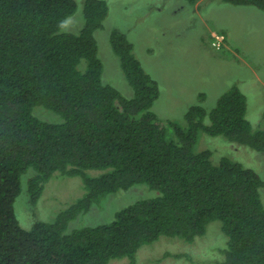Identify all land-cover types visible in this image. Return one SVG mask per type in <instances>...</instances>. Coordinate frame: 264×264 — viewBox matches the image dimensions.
I'll return each mask as SVG.
<instances>
[{"label": "trees", "instance_id": "trees-1", "mask_svg": "<svg viewBox=\"0 0 264 264\" xmlns=\"http://www.w3.org/2000/svg\"><path fill=\"white\" fill-rule=\"evenodd\" d=\"M224 2L264 10V0ZM76 9L75 0H0V264H135L145 245L161 238L192 244L215 221L228 238L218 264H264V181L240 163L222 157L214 164L209 150L195 149L204 133L264 154V129L247 119L246 94L234 86L210 110L190 106L184 126L162 123L152 110L158 84L123 33L114 31L110 45L133 97L102 78L94 33L103 28L107 3L85 0L83 28L62 33ZM36 108L62 121H44ZM31 168L32 202L56 172L79 177L86 194L54 223L27 231L13 205ZM139 184L156 196L111 223L65 234L78 214Z\"/></svg>", "mask_w": 264, "mask_h": 264}, {"label": "rangeland", "instance_id": "rangeland-1", "mask_svg": "<svg viewBox=\"0 0 264 264\" xmlns=\"http://www.w3.org/2000/svg\"><path fill=\"white\" fill-rule=\"evenodd\" d=\"M103 1L108 14L94 37L104 82H111L124 97H133L110 45L111 34L117 31L132 43L135 59L158 84L160 95L152 110L160 122L170 120L184 126V115L190 106L201 105L210 110L220 95L235 86L246 94L249 122L256 130L264 129V10L244 4L230 7L224 0ZM75 2L77 9L67 19L62 33L76 35L84 26L85 0ZM212 34L224 38L219 50L211 46ZM35 115L47 122L62 121L44 108H36ZM172 136L170 130L169 137ZM195 149L209 150L214 164L222 157L240 163L264 181V154L204 133L199 134ZM35 175L31 168L23 176L21 194L13 205L20 227L27 231L39 222L54 223L86 194L79 177L56 172L32 202L28 180ZM261 192L264 201V188ZM155 196L143 184L109 194L70 221L65 234L111 223L119 211ZM220 227V222L210 223L205 236L192 244L161 238L139 249L135 264H217L223 259L222 250L227 243ZM129 263L123 260L111 264Z\"/></svg>", "mask_w": 264, "mask_h": 264}, {"label": "built area", "instance_id": "built-area-1", "mask_svg": "<svg viewBox=\"0 0 264 264\" xmlns=\"http://www.w3.org/2000/svg\"><path fill=\"white\" fill-rule=\"evenodd\" d=\"M214 40L212 41V46L215 48V49H220L221 45H222V40H223V37L220 38V36H213Z\"/></svg>", "mask_w": 264, "mask_h": 264}, {"label": "clouds", "instance_id": "clouds-1", "mask_svg": "<svg viewBox=\"0 0 264 264\" xmlns=\"http://www.w3.org/2000/svg\"><path fill=\"white\" fill-rule=\"evenodd\" d=\"M228 4V3H227ZM229 5H231V4H229ZM215 35H217V36H219L218 34H213V36H215ZM221 35H223V34H221ZM213 36H211V40L213 41L214 40V38H213ZM223 40H224V38H223ZM223 40H222V42H223ZM211 46H212V43H211ZM213 47V46H212ZM217 50V49H216ZM219 50V49H218ZM226 236V235H225ZM227 237V236H226ZM227 243H228V238H227ZM227 243H226V246H227ZM226 248V247H225ZM224 250V249H223ZM223 255V254H222ZM223 259H224V256H223ZM222 259V260H223ZM220 263V262H219ZM218 264V263H217Z\"/></svg>", "mask_w": 264, "mask_h": 264}, {"label": "flooded vegetation", "instance_id": "flooded-vegetation-1", "mask_svg": "<svg viewBox=\"0 0 264 264\" xmlns=\"http://www.w3.org/2000/svg\"><path fill=\"white\" fill-rule=\"evenodd\" d=\"M211 36H213V34H212V35H210V37H211Z\"/></svg>", "mask_w": 264, "mask_h": 264}, {"label": "crops", "instance_id": "crops-1", "mask_svg": "<svg viewBox=\"0 0 264 264\" xmlns=\"http://www.w3.org/2000/svg\"><path fill=\"white\" fill-rule=\"evenodd\" d=\"M232 5H230V7H231ZM229 7V6H228Z\"/></svg>", "mask_w": 264, "mask_h": 264}]
</instances>
